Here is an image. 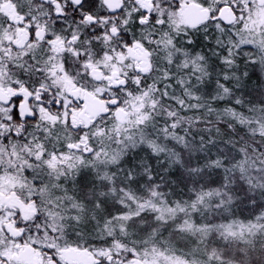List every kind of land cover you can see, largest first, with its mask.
Returning a JSON list of instances; mask_svg holds the SVG:
<instances>
[{
	"label": "snow or ice",
	"instance_id": "obj_1",
	"mask_svg": "<svg viewBox=\"0 0 264 264\" xmlns=\"http://www.w3.org/2000/svg\"><path fill=\"white\" fill-rule=\"evenodd\" d=\"M0 264H264V0H0Z\"/></svg>",
	"mask_w": 264,
	"mask_h": 264
}]
</instances>
